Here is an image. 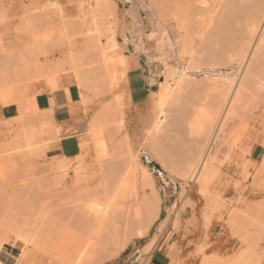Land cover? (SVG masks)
Wrapping results in <instances>:
<instances>
[{"label": "rangeland", "instance_id": "rangeland-1", "mask_svg": "<svg viewBox=\"0 0 264 264\" xmlns=\"http://www.w3.org/2000/svg\"><path fill=\"white\" fill-rule=\"evenodd\" d=\"M164 1V5L172 10L168 12L164 8L161 13H168V16L175 14L178 20L188 21V25L184 21L188 32L192 33L188 34L193 38L199 36L202 42L196 57L204 59V36L200 35L204 34L207 17L204 8L209 6L204 7V0H194L196 3L193 0H163L162 3ZM155 2V6L166 7L161 6L160 0ZM167 15L164 19L167 22L166 35L173 34V37L175 27L170 23L172 18ZM153 22L151 11L142 0H0V106L14 105L18 111V116L10 122H0V145L13 140L20 128L29 124L37 128L39 121L49 122L41 117H47L45 111L44 114L21 112L20 102L33 100L32 97L35 99L37 94L49 90L47 80L50 76L59 82L58 89L71 85L76 87L70 59L80 58L75 62L79 64L81 61L82 65H76L80 70L82 68L83 74L88 73L96 56L92 44L95 42L97 45L95 40L102 35L99 44L104 46L107 36V32H104L110 29L108 36L120 43L121 48L117 52L135 55L139 59L148 82V100L157 101L160 84L165 77L155 41L159 28ZM96 29L99 35L94 33ZM259 55L252 59L249 57L250 60H245L238 67L240 69L227 71L230 79L235 78L233 84L216 89L205 87L204 71H201L204 70V63L200 70L187 71L197 84L174 92L166 101L163 124L159 133L152 137L144 136L140 131L135 111L142 107L130 109L123 105V95L121 116L113 119L107 115L106 111L113 108L114 94L108 91L104 83L92 77L86 93L88 102L81 106L86 117L84 123L96 116H103L104 125L95 144L90 143L78 158L64 162L67 164L65 171L51 170L53 161L60 158L53 157L49 145L44 146L42 154L20 152L1 157L4 161L0 162L3 164L0 168V221L3 220L4 224L9 219L14 220L25 229L22 232L28 238L34 237L38 228L43 233L40 236L37 230L42 240L39 247L33 249L36 258L31 257V247L26 250V254H31L28 264H71L76 253L84 248L87 251L94 215L88 216V212L82 211L84 209L78 205L76 198L78 196L84 202L87 200L85 203L79 202L82 206L89 201V206L93 202L102 208L106 201L105 193L109 194L113 189V178L132 161L133 167L136 168L135 164L144 166L151 175L155 188V196H152H157L158 201L160 199L158 219L150 230H143L147 213L141 203L151 193H144V189H141V171L137 169L135 179L131 177L136 188L132 186L133 191L130 189L126 192V199L117 204L118 221L122 220L128 230H123V233L122 229L112 230L111 234V230L103 232L98 245L100 248L96 246L98 249L92 251L94 255L78 264H154V254H164V264H240L241 261L244 264H264V58ZM168 60L179 73L186 66L175 54L169 56ZM238 85V97L231 104L223 132L210 156L214 157L216 173L208 185L211 196L204 199L191 179L181 180L179 175L182 171L177 164L180 162V151L204 144L203 133L198 135L189 128L196 110L214 111L220 96L230 91L234 93ZM120 90L122 93V88ZM47 136L41 134L43 138L39 137L41 140L38 141L51 140L52 136ZM174 146L179 149L177 152ZM145 150L153 157L151 163L157 164L163 174L152 170L151 163L145 162ZM128 152L132 155L131 162ZM170 167L175 171L172 172ZM111 170L117 174L111 176L114 172ZM77 173L80 176L77 177ZM180 183H185L183 192ZM143 195H146L145 198ZM154 198L151 197V200ZM136 208L141 210L138 216L133 215ZM37 214L41 216L40 220L35 218ZM36 224L41 225L36 226L34 231ZM160 226L162 228L159 229ZM137 230L146 234L138 236ZM1 231L0 236L4 235L8 244L0 249L11 254L18 263L20 242L12 236L16 230H3L4 234ZM115 233L129 235V243L124 249L118 248V239L112 238L111 241L110 237ZM150 245L153 247L150 252H144Z\"/></svg>", "mask_w": 264, "mask_h": 264}, {"label": "bare ground", "instance_id": "bare-ground-1", "mask_svg": "<svg viewBox=\"0 0 264 264\" xmlns=\"http://www.w3.org/2000/svg\"><path fill=\"white\" fill-rule=\"evenodd\" d=\"M155 1L154 0L153 1L142 0V3L144 4V6H146V8L149 11H151V15L153 16V21H154L153 23L159 28V31H158L159 33L156 32V33H158V35H157L158 37L156 36L157 39H155V41H156V48L160 52V54H159L160 60L159 61H160L162 68H163V76L165 77V81L162 84H160L161 90H160L159 95L157 96V101L148 100L145 107L143 106L144 109L142 108V109L138 110L137 109L138 107L136 108L137 109V111H136L137 117H138L137 120H138L140 127H141L140 131H142L144 133V136L147 135L150 137L155 136L159 133L161 126L163 124V119H164L163 107H164L166 101L170 97H172L173 93L174 92L178 93L182 89H185L187 86H194L195 84H197V82H195V80L193 78H191V74L188 75L187 71L200 70V66L204 63V70H201V71H204V77H203L204 78V84H205V87L206 86L211 87V88H209L211 90L212 88L216 89L218 86L222 87L224 85L225 86L226 85H232L233 79H235V78L233 77L232 79H230L227 71H230L232 69H235V70L240 69L238 67H240L241 64L243 65L245 60L247 61L249 59V57H250V59H252L257 54L258 55L260 54L259 56L264 58V0H204V7L209 6V8L208 7L204 8V12H206V14L204 13V15L207 17L205 19V24H204V34L200 35V36H204V39H203L204 40V46H203L204 47V59L201 56L196 57V55L198 54L199 48L202 45L200 37L197 36L198 38H196V36H195V38H193L194 36H190L189 34H192V33L190 31L188 32V29H187L188 28V26H187L188 21H185V19H184V21L187 22V25H185L186 23H184V21L182 22V20L181 21L178 20L179 18L177 17V15H175V14L170 15L172 12L169 13L170 16L167 15L168 13H166V15L168 16V18H170V17L172 18V19H170L171 22L170 21H168V22H170L171 25L173 24V26L175 27V29H174L175 31H173L175 33H174L173 37H172L173 34L170 35L171 37L166 35V31H167L166 23L167 22H166V20H164V19H166L165 18L166 15L162 14L161 12H163L164 8L167 9V10L165 9L166 11H168L171 8L170 7L167 8L168 5H164L165 1L162 3L163 0L162 1L160 0V2L162 3L161 6L164 5L166 7L161 8V7H158V5L156 4V6H157V8H156V6H155L156 2ZM167 1H169V0H167ZM195 1H198V0H195ZM209 2H211V3H209ZM167 4H169V3H167ZM166 11H164V12H166ZM168 12H170V11H168ZM205 16H204V18H205ZM170 23L167 25H170ZM91 25L94 26L93 24H91ZM110 30L104 32V33H106V32L108 33V34L106 33L107 36H106V41L103 44L104 46H100L101 43L99 44V42L101 41L100 37H102V35L98 34L97 29L94 31V33L97 32V34L99 35V38H97V37H96L97 39L95 38L97 45L94 44L95 42H93V44L91 43L92 45H94L93 47L95 48V50H94L95 52L94 51L93 52L96 54V56L93 57V60H92L93 67L88 70V73L83 74L84 72L81 71L82 68L80 70V68L78 67L82 63L81 61H79V64L76 63L77 62L76 59L78 57H74L73 59H70V57H69V59L71 60L70 63L72 64V69H73L72 71L74 74L75 85H76L77 90L79 91L78 105L80 107L85 106V104L88 102L87 97H86L87 96L86 93L90 89L89 88V82H90V80L93 79L92 77H94V78L96 77V79H98L99 81L104 83V85L107 86L108 91L110 93L114 94L113 103H112L113 108H112V110L106 111V114L109 116L111 115L112 118L114 119L117 116H121V114H122V112H121V110H122V104H121L122 94L120 93L121 88L119 89V87L121 84H123L122 81L124 80L125 73L131 66H129L127 63V60H128L127 56L117 52V50H119V48H121L119 45L120 43L118 44V42L112 36L111 37L108 36L109 33L111 32ZM191 31H194V30H191ZM89 33H91V32H89ZM94 33H91V34L93 35ZM195 33H197V32H195ZM198 33H201V32L199 31ZM98 35L95 34V36H98ZM95 36H92V38ZM149 37H150V35H149ZM91 41H93V40H91ZM98 46H100V47H98ZM172 54H173V56L175 54L179 61L183 60L184 61L183 64L186 65L184 68H182L180 73L176 71V67L172 66L173 65V64L171 65L172 62H170L168 60L169 56H171ZM69 56H71V55H69ZM79 59L80 58H78L77 60H79ZM203 60H204V62H203ZM76 64H78V66ZM130 69L132 70V68H130ZM86 72H87V69H86ZM245 73H246V70H245L244 74ZM167 78H170V80H166ZM0 81H2V80H0ZM58 83L59 82L56 81V78L54 76H50L47 80V87L50 91H55L59 88ZM239 85L237 86L234 93L231 94V91H230L227 94L224 93V94H222V96H220L221 99L218 103L220 106L217 104L216 105L217 108L215 107L216 109L214 111L208 112V111H205V109L204 110H202V109L196 110V112L194 113L193 119L189 125V128L191 131L193 130L194 133L195 132L198 133V135L200 134V132H201V134L203 133L204 144L203 145H198V144L193 145L190 149L188 148V150H187V148H185L184 151H182V149L180 151V154H181L180 162H177V164L180 165L179 169L182 172H180L181 173L180 175L178 173V175L180 176V178H182L181 179L182 181H184L185 179H191L192 183L194 182L197 185L198 190H199L198 192L200 193V195L202 197H204V199H207L208 195H210L208 193V187H209L208 185L210 184L212 178L214 177V175L216 173L215 168H214V157L213 156L210 157V156H211L213 149L216 148L217 139L219 138L220 134L223 132L222 128H223L224 120L227 116V113H229V109L231 107V104L238 97ZM1 87H2V83H0V88ZM124 87L122 89H124ZM226 89H227V87H226ZM65 90H67V89H65ZM118 90H119V92H118ZM124 92H125V90H124ZM67 94H68V92H67ZM32 98H33V100L28 101L25 99V102L24 101L20 102L19 109L21 110V112H25V111H30L33 113L40 112L36 106L34 97H32ZM12 102H13V100H12ZM128 103H129V101H128ZM43 114H44V112H43ZM102 118H103V116H102ZM102 118L99 116H96V117L92 118V120L87 123V131H86L87 133L86 134L89 137L90 142L93 144H95L98 141V134L100 132V129L104 125V122H103L104 118L103 119ZM52 122L53 121H50V120H49V122H43V121L40 122L39 121V123L37 124V126H38L37 128L35 127L36 125L33 126L31 124H29L26 127L20 128V132L16 134V136H15V138H13V140L11 139L10 142L6 145H0V162L3 160V159H1V157H8L12 154H17L20 152H26V154H28V155L36 153V152L41 153V154L44 153V150H45L44 146H47L49 144V142H51V140L54 139L52 137H55V135L59 132L58 128L55 129L56 128V127H54L55 124L53 125ZM118 127H120L119 124H118ZM118 130H119V128H118ZM43 133L48 135L47 137L52 136L51 140H49V141L47 140V142H46V140H45V142H43V140H42L41 142H39L43 138V137L41 138V134H43ZM37 136H38V138H37ZM56 137H57V135H56ZM38 139H40V140L38 141ZM89 145H90V143H89ZM86 146L87 145H85V144H81V150H82L81 152H84V150L86 149ZM174 150L177 152L179 149L177 147H175ZM143 154L145 155V162L151 163V161L153 160V157L150 155V153L145 150L143 152ZM129 156H131V158L129 159V161L131 162V160H133L132 155L129 153ZM76 158H78V157H76ZM66 161H67V159H64V158H61L59 160H57V159L54 160L51 170L63 169L62 171H65L67 164H65L64 162H66ZM132 162H131V165H129L130 163L128 162L129 164H126L127 165V166L125 165L126 167L124 166V168H127V169L124 170V168H123V170H121L122 169L121 168L120 169L121 172L118 174L116 173L115 170H111V171H114V172H112V174L110 173L111 176L116 175V174H117V176L113 178V179H115L114 181H112L113 179H110L112 182H114L112 184L113 187L111 186V188H113V189L110 190L111 192L109 191V194H108V192L105 193L106 201H105L104 205H102L103 206L102 208H100L101 206L97 205L96 201H95L96 204H94L93 202H91V204L89 203L91 206L88 205L89 201L87 202L86 206H85V204H83V206H82V204L79 203L82 200H79V197L77 196V198H76V199H78L77 202L79 201L78 205L80 204L81 207L84 209L82 211H86V213L88 212L89 215L86 214L88 216H90V214L94 215V218H92L94 221L93 222L94 227L92 228L93 231H91V234L87 240L88 241L87 244H89L90 248L86 247L88 249L87 251H85L86 249L84 248V250H81L78 253H76L75 257H74V255L73 256L71 255V257H74L73 261H72L73 263H71V264L82 263L83 260L90 258L91 255L94 253V252L92 253V251H94V248H97L96 246H98L100 244V241L103 237V232H106L107 230H111V231H109V233L111 234L112 230L118 231V230L122 229L121 230L122 232L119 231L121 233H123V230H128L127 225H124V222H122V220L118 221L119 217L116 216L117 213L119 212L117 204L121 200L123 201L124 199H126L125 198L126 192H128L130 189L133 191V187L136 188L135 186H133V185H135L134 184L135 181L131 177L134 178V173L136 174L137 169H139L141 171V181H140L141 189H144L143 190L144 193H146L147 191H149V194L151 193L150 197L146 198V199L151 200V197L154 198L153 196H155V194H154L155 188H154L153 183L151 181L150 173L147 171V169L143 165H142L143 167H141L140 165L135 164L136 168L133 167L132 165H134V164ZM2 165L0 164V168ZM160 167H161V169H163L162 163H160ZM115 169H117V168H115ZM171 169L173 172V170H174L173 167ZM179 169H177V171ZM122 171H124V172H122ZM161 171H163V170H161ZM177 171L175 172L176 177H177V175H176ZM169 172H168V174H169ZM158 173H160V172H158ZM161 174H163V173H160V175ZM78 175L80 176V174L77 173L76 176L78 177ZM187 181H189V180H187ZM164 182H165V180H164ZM183 184H185V183H183ZM183 184L180 183V188H181L182 192L184 190ZM108 186H109V184H108ZM82 196H84V195H82ZM82 196L80 195V197H82ZM145 196L143 195L144 198H145ZM85 197H86V195H85ZM156 198H157V196L154 198L155 200L152 199L151 202H148V200L145 199L147 202L144 200L145 202L143 201V203H141L144 205L143 207L145 208V211L147 213V218L145 216L146 220H144L145 221L144 222L145 227L143 226L144 229H143V227H140L143 230H147V231L150 230L152 224L159 217L160 207H161L159 204L160 199L158 201V199L156 200ZM84 200H86V199H84ZM82 202H84V201H82ZM213 202H215V201H213ZM93 204L95 207L93 206ZM85 207L88 209H86ZM141 207H142V205H141ZM144 208H142V209L144 210ZM139 211H141V210L137 209L133 213V215L138 216L140 214ZM125 215H126V213H125ZM143 215H145V214H143ZM143 215H140V216H143ZM36 217H37V220H40L39 218L41 216L38 217V214H37L35 216V218ZM116 217H118V218L116 219ZM35 218L33 221H35ZM42 218L44 221V217H42ZM140 219H141V217H140ZM2 221L3 220L0 221L1 222L0 230H2V231L3 230L4 231L5 230H12V231L16 230V231H14V234L12 233L13 235L12 234L11 235L15 236L14 240L20 242V247H19L20 252L18 255V263L17 264H28V258L31 254H26V250L31 247L32 248L31 257L34 256V258H36L34 255L35 254L34 250L39 247V243H41V240H42V237L41 238L39 237V235L40 236H41V234L43 235V233H41V231H40V228L37 229L38 232L40 231L39 235H38L37 230L35 229V228H37L36 226H38L37 225L38 221L34 227V231L36 230V234L33 231L35 236L34 237L30 236L31 238L25 237L23 235L22 230H25V229L22 226L18 225V223L15 222L14 220L9 219L4 224L2 223ZM43 221L41 220V222H43ZM231 221H232V219H231ZM41 222L39 221V223H41ZM126 222H128V221L126 220ZM41 224H39V226ZM165 226H166V224H165ZM131 227L129 226V228H131ZM173 227H175V224H173ZM160 228H162V227L160 226L159 229ZM167 228H168V226H167ZM140 230L136 231V232L139 231L137 234L138 236L143 235L145 233V232H140ZM2 231H1V233H3ZM107 233H108V231H107ZM0 235H2V234H0ZM158 237H160V236H158ZM110 238H111V241H112V238L118 239V248L119 249H122L124 246H126L127 242L129 243V235H126V233L122 234V236L119 233H115ZM4 244H8V242H7V238L3 235V236H0V248ZM148 245H149V243H148ZM150 248H151V245L146 250H144V252H150L149 251ZM238 262H240V261H238ZM241 263L244 264L245 262L241 261Z\"/></svg>", "mask_w": 264, "mask_h": 264}, {"label": "crops", "instance_id": "crops-1", "mask_svg": "<svg viewBox=\"0 0 264 264\" xmlns=\"http://www.w3.org/2000/svg\"><path fill=\"white\" fill-rule=\"evenodd\" d=\"M127 58V63L132 70L129 68L126 71L124 82L122 81L123 84H121V88L125 86L121 93L124 98L123 105L128 104L127 106L130 109L143 108L147 104L149 97L148 82L139 59L135 55L127 56ZM66 89H57L55 91L46 89L36 95L35 103L40 112L43 110L47 113V117L41 116L43 117L42 119L53 121L55 129L58 128L59 134H56L57 137L55 135L57 139L52 137L54 139L48 144L53 157L75 159L82 154L81 144H85L88 147L91 142L86 134L87 123H84L86 117L82 113V107L78 106L79 91L73 85L68 86ZM17 116L16 106H0L1 123H8ZM253 153H255V150ZM2 249H0V264H17V259L11 254L3 252ZM152 260L154 264H164L166 256L164 254H154Z\"/></svg>", "mask_w": 264, "mask_h": 264}, {"label": "water", "instance_id": "water-1", "mask_svg": "<svg viewBox=\"0 0 264 264\" xmlns=\"http://www.w3.org/2000/svg\"><path fill=\"white\" fill-rule=\"evenodd\" d=\"M150 165H151L152 170H154L156 172L158 171V172L162 173L161 170H160V168H159V166L157 164L151 163ZM166 181L168 182V179Z\"/></svg>", "mask_w": 264, "mask_h": 264}]
</instances>
